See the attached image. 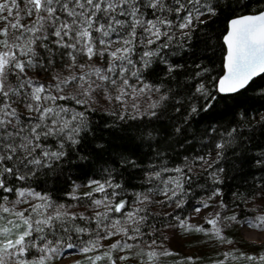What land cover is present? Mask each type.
I'll return each instance as SVG.
<instances>
[{
  "label": "snow or ice",
  "instance_id": "6c2138e0",
  "mask_svg": "<svg viewBox=\"0 0 264 264\" xmlns=\"http://www.w3.org/2000/svg\"><path fill=\"white\" fill-rule=\"evenodd\" d=\"M220 16L227 25L217 33ZM256 78H264V0H0V264H56L66 252L82 256L76 264H123L142 243L148 250L136 253L146 257L138 264H155L178 255L155 239L156 206L171 209L164 217L175 223L166 226L219 245L233 243L225 221L264 230V146H253L264 134V110L239 99ZM253 90L264 98V87ZM221 97H231L236 112L219 129L211 117ZM205 116L200 150L179 163L154 149L157 159L146 166L124 150L98 160L93 175L81 151L99 126L143 142L169 121L183 148L193 142L192 122ZM229 156L239 162L231 177ZM236 179L226 202L225 181ZM57 183L62 196L54 195ZM242 185L256 193L245 195ZM256 194L260 208H248ZM217 197L232 215L210 214V228L181 216L192 198L200 213ZM218 255L211 264H264V251Z\"/></svg>",
  "mask_w": 264,
  "mask_h": 264
},
{
  "label": "trees",
  "instance_id": "16d2710c",
  "mask_svg": "<svg viewBox=\"0 0 264 264\" xmlns=\"http://www.w3.org/2000/svg\"><path fill=\"white\" fill-rule=\"evenodd\" d=\"M251 2L254 4L255 0H251ZM226 25H227V17L220 16L219 18L216 19V22L212 25V28L217 33H220L226 28ZM221 57H222V53H217L216 57L214 58L216 64V67H214L213 69L214 74L221 73V67H220ZM179 78L180 77H178V79ZM172 83L174 84L175 82ZM260 87H264V78L255 79L254 82L250 85L249 89L244 93V95L239 97L240 101L244 103L245 108L264 110V98L259 97L257 93L253 90ZM234 103L235 102L231 97H221L219 104L216 106L215 115L211 117V121L217 122L216 123L217 128L219 129L225 128L229 125V122L233 120V115L236 112V108L233 107ZM95 118L99 119V116ZM134 123H140V122L136 121ZM209 123L210 120L207 116H205L203 119H200L199 121H193L192 126L188 129L187 132L188 137H190L193 142L190 144L188 143L184 144L183 148L180 147V143L184 141V136L169 135V133L172 131L171 121L167 123L154 125L155 132H153L152 140L148 141L147 139H145L143 142H141V138L139 136L136 137L135 141H130L127 138L128 135L127 133H117L113 130H107L104 129L102 126H99L96 128L94 135L89 136L85 139V141L81 145V151L87 153L89 156V160L95 165V168L92 171L93 175H96L98 169L103 166L102 163H97L98 160L102 162L110 159H118L119 158L118 154L124 150L135 151L138 154V156L145 157L146 166L148 160L155 161L157 159L156 156L153 154L154 149L165 153L169 163H179L180 158L183 155L188 154L190 150L192 149H195L196 151L200 150L201 138L203 136L204 130L209 127ZM133 134H135L134 130H133ZM157 140L159 141L158 145H157ZM149 142L153 144V148L148 147ZM98 144L102 145V148H97L96 145ZM253 146L254 147L264 146V134L257 136V143H255ZM234 164L236 167H239V162L234 161L231 156H229L224 161L226 176L231 177L234 175L235 173V167L233 166ZM71 175L73 176L82 175V173L72 172ZM87 178L88 177H84V179ZM77 183H81V181L78 180ZM133 183H135V181H133ZM239 184H241L240 179L225 181L223 191L225 193L224 199L226 202L230 200L233 186ZM54 186L58 190L56 193H54V195L62 196L63 192L60 190L64 189L65 185L57 183ZM49 187H53V185L50 184ZM247 188H248L247 185L241 186V191L244 192L245 195L252 196L254 193H256L255 189H253L252 192H249ZM204 195L205 193L203 190L200 189L197 190V196H204ZM259 199H261V197L258 194H256L254 199H249L248 204L255 202L256 200ZM197 206L199 205L196 203V199L192 198L190 203H188L183 208L181 212V216L188 217L189 214L193 211L194 207ZM156 210L159 212L160 216L156 220V224L159 228V231L155 234V239L157 240V243L163 244L167 239V229L170 228L166 225L174 224L175 221H172L171 217L168 218L164 217V212L171 211L170 208L163 209V208H159V206H156ZM234 233L237 234V231L235 230ZM118 238L119 237H117V239ZM145 239H149V238L146 237ZM235 239H238V237L236 236ZM240 245L253 247L256 254H259V252L264 251V245L263 246L248 245L245 241H240ZM144 246L145 245L142 243L140 245V248L133 249V251L130 252L132 257L137 259L143 258V257H137L136 253L139 252L141 248L144 251H146V249L143 248ZM128 264L131 263L128 262Z\"/></svg>",
  "mask_w": 264,
  "mask_h": 264
},
{
  "label": "rangeland",
  "instance_id": "374dc122",
  "mask_svg": "<svg viewBox=\"0 0 264 264\" xmlns=\"http://www.w3.org/2000/svg\"><path fill=\"white\" fill-rule=\"evenodd\" d=\"M83 190V189H82ZM219 197L215 200L208 201L211 205L209 208L202 209L200 213H195L192 211L188 218V223L193 226L203 225L206 228H210V225L206 224V218L210 214L216 211H221L223 215H232V212L226 209H220L218 207ZM259 200L252 202L247 205L248 208H260ZM259 211L256 213H248L249 217L253 215H258ZM235 230L237 234H235ZM223 235L233 241L232 244L219 245L215 241H210L207 236L203 233H196L195 231H184L182 229L173 230L171 227L167 229V239L163 243L164 248L176 253L178 255L173 256H159L156 259L155 264H175L177 260H182L185 257H200L201 259L197 261V264H211L213 259H220L222 256L218 253H223L225 251L239 250L247 254H256L253 247L242 246L240 241H245L248 245H264V230L257 228H250L246 225H241L239 223H234L231 221H225L223 225ZM238 239H235V237ZM104 244H109L111 241H103ZM143 248L148 250L146 246ZM159 252L160 249H157ZM261 253V252H259ZM239 255V252H237ZM131 257L128 261L123 262V264H138V259ZM81 255H69L67 252L57 260L56 264H76V261L81 260ZM146 259V257L140 258L139 260ZM119 264V263H118Z\"/></svg>",
  "mask_w": 264,
  "mask_h": 264
},
{
  "label": "water",
  "instance_id": "95a60500",
  "mask_svg": "<svg viewBox=\"0 0 264 264\" xmlns=\"http://www.w3.org/2000/svg\"><path fill=\"white\" fill-rule=\"evenodd\" d=\"M257 79V78H256Z\"/></svg>",
  "mask_w": 264,
  "mask_h": 264
}]
</instances>
